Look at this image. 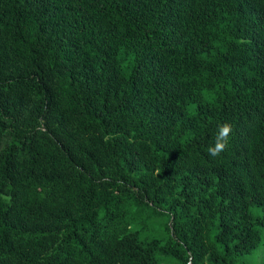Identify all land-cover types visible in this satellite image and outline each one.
Instances as JSON below:
<instances>
[{
  "label": "trees",
  "instance_id": "obj_1",
  "mask_svg": "<svg viewBox=\"0 0 264 264\" xmlns=\"http://www.w3.org/2000/svg\"><path fill=\"white\" fill-rule=\"evenodd\" d=\"M263 246L264 0H0V264Z\"/></svg>",
  "mask_w": 264,
  "mask_h": 264
},
{
  "label": "clouds",
  "instance_id": "obj_2",
  "mask_svg": "<svg viewBox=\"0 0 264 264\" xmlns=\"http://www.w3.org/2000/svg\"><path fill=\"white\" fill-rule=\"evenodd\" d=\"M232 131V125L228 122H223L218 126L214 142L207 148L210 157H219L227 149Z\"/></svg>",
  "mask_w": 264,
  "mask_h": 264
},
{
  "label": "rangeland",
  "instance_id": "obj_3",
  "mask_svg": "<svg viewBox=\"0 0 264 264\" xmlns=\"http://www.w3.org/2000/svg\"><path fill=\"white\" fill-rule=\"evenodd\" d=\"M160 238H163L165 236H157ZM171 262V259L168 260ZM245 264H264V246L258 250H256L253 254L247 256L244 258ZM167 264V263H163Z\"/></svg>",
  "mask_w": 264,
  "mask_h": 264
}]
</instances>
